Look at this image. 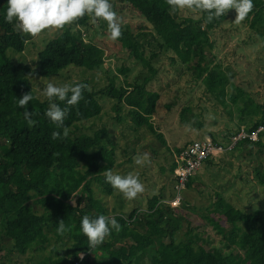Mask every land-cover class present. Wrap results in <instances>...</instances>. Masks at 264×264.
<instances>
[{"label": "trees", "instance_id": "obj_1", "mask_svg": "<svg viewBox=\"0 0 264 264\" xmlns=\"http://www.w3.org/2000/svg\"><path fill=\"white\" fill-rule=\"evenodd\" d=\"M114 6L116 10L137 12L151 24L153 33L150 36L158 50L175 54L196 78L202 79L208 92L230 115L233 111L238 112L239 129L253 133L264 125V104L257 102L248 91L234 84L229 88L214 87L211 66L215 57L211 34L226 21V14L212 22H206L204 13H197L200 15L197 19H178V11L170 14L166 0H115ZM6 9L7 0H0V243L4 244L7 239L6 245H11L20 255H26L45 248L55 232L57 241L66 245L65 251L53 247L54 255L45 257L40 264H264V210L242 211L221 195H218L213 212L231 226L227 235L220 239L225 252L221 249L213 251L208 245L192 239H178L179 225L175 216H179L182 206L161 205L160 196L151 198L146 210L109 215L103 198L96 197L93 187L97 185L107 195L114 193L105 177L98 174L101 163L110 169L116 164L113 144L103 137L107 131L102 129L77 138L68 134L63 138L62 128H57L45 116L49 101L37 96L28 77L31 66L16 65L8 57L9 50L23 54L33 36L16 30L15 21L7 23ZM76 22L78 26L88 25L90 17L86 15ZM261 25L264 26V7L259 8L250 21L253 30ZM103 26L107 33L104 21ZM121 27L122 36L115 42L149 75L133 84L125 81L119 87L115 79H111L105 96L116 103V112L119 113L122 106L127 107L136 127H145L156 134L153 119L158 114L160 95L148 86L157 75L154 63L159 53L151 51L147 57V45L123 24ZM83 36L80 27H66L58 37L50 40L39 54L37 72L40 77L58 76L70 67L89 71L100 67L103 64L100 51L93 45H85ZM76 82L88 84L90 90H84L83 99L70 107L63 122L69 129L96 119L103 112L90 82ZM30 92L34 99L26 109L19 108L17 98ZM53 102L62 109L67 106L58 99ZM25 110L33 112L34 127L30 128L24 120ZM179 120L183 126L189 122H192V128L203 126L190 106L181 110ZM54 131L61 132V138L53 140L51 134ZM263 135L261 133L257 141L240 142L236 150L255 145L264 148L260 140ZM159 138L165 143L162 136ZM183 148L176 149L175 154ZM213 160L207 163L212 164ZM175 167L173 163L172 173ZM80 171H86L90 176L88 186H83ZM256 174L264 186V170L257 167ZM192 179L188 189L193 184ZM101 214L115 217L121 230H112L102 245L89 249L87 237L80 229L81 219L84 215L95 218ZM207 217L213 222L210 214ZM61 219L71 229L63 235L57 232V223ZM152 223L157 227L156 232L152 230ZM146 241L151 243L146 245ZM80 253H83V259H80Z\"/></svg>", "mask_w": 264, "mask_h": 264}, {"label": "rangeland", "instance_id": "obj_2", "mask_svg": "<svg viewBox=\"0 0 264 264\" xmlns=\"http://www.w3.org/2000/svg\"><path fill=\"white\" fill-rule=\"evenodd\" d=\"M114 2L115 0H110L114 11L123 18L124 27L134 32L140 41L147 45V57L151 55V51L159 53V58L154 63L157 75L148 86L149 90L160 95L158 114L153 119L156 134L145 127H136L128 108L122 106V110L116 112V103L105 96L111 79H115L119 87L125 81L131 84L140 82L149 74L134 62L127 50L108 38L102 20L93 24L90 19V23L84 26H78L75 21L71 26L66 25L63 30L46 29L29 40L23 54L13 50L7 52L14 64H27L31 69L35 68L30 81L41 100H47L40 95V91L48 82L56 85L80 80L90 82L92 91L103 106V112L96 119L74 125L69 135L77 138L106 129L107 134L103 137L108 138L115 149L116 164L111 170L120 175L136 173L145 186L142 194L129 201L117 190H114L112 195H107L97 185H93L96 197L103 198L108 213L112 216L120 213L128 215L135 209L146 210L149 200L154 196L163 199L171 194L174 185V173L171 169L176 149H181L195 140H222L239 129L238 112L233 111L230 115L218 104L217 98L208 92L202 79L196 78L190 68L175 54L158 50L150 36L153 33L151 24L137 12L119 8L116 10ZM253 4L252 11L239 23L235 22V10H228L226 21L212 32V52L215 60L211 66V76L214 87L229 88L234 84L248 91L257 102L264 104V26L261 25L255 30L250 28V21L255 12L264 7V0H253ZM185 17L197 19L200 15L188 10H178L176 18ZM66 27H80L84 44L98 48L103 64L92 71L70 67L58 76L44 79L37 72L39 54L46 44L64 32ZM185 106L192 108L195 118L203 125L194 128V132L186 131L185 126L180 123L179 114ZM159 136H162L165 143ZM260 140L264 143V135ZM105 143L108 144L106 140ZM144 152L150 154L151 163L143 167L135 165L133 157ZM257 167L264 170V148L258 145L237 149L214 159L212 164H205L192 179L193 184L187 189L184 204L179 208V216H175L179 225L178 239H192L199 244L208 245L213 251L221 249L225 252L220 239L227 235L231 226L213 212L218 195L242 211L264 210V186L257 178ZM107 169L110 168L101 163L98 174L103 175ZM80 177L83 186L90 184V176L86 171H80ZM35 208L41 211L39 207ZM207 214H210L213 222L208 219ZM151 227L153 231H157L155 224L152 223ZM52 234V241L45 248L26 255L17 253L11 245L5 244L9 241L4 239L5 243H0L3 247L0 250V264H40L45 257L54 255L53 247L65 251L66 245L57 241L55 232ZM150 243L146 241V245Z\"/></svg>", "mask_w": 264, "mask_h": 264}, {"label": "clouds", "instance_id": "obj_3", "mask_svg": "<svg viewBox=\"0 0 264 264\" xmlns=\"http://www.w3.org/2000/svg\"><path fill=\"white\" fill-rule=\"evenodd\" d=\"M166 4L169 6L170 14L178 10L204 13L206 22H212L213 19L224 16L228 10L234 9L236 12L235 22L239 23L254 7L253 0H166ZM86 15L90 17L93 24L99 20L106 22L107 36L110 40L115 41L121 38L123 18L114 11L110 0H7L5 21L10 24L15 21L16 30L35 37L46 29L63 30L66 25L71 26L73 22ZM35 71L33 68L28 77L32 78ZM86 89L90 90L89 85L80 82L62 85L48 82L40 91V95L49 101L45 116L57 128H62L63 138H66L70 131L63 125L64 119L70 107L77 105L83 99V91ZM17 99L18 107L26 109L34 97L30 92L22 94ZM55 99L66 102L67 106L62 109L53 102ZM23 116L30 128L35 126L36 121L32 119L33 112L25 110ZM185 129L189 132L195 131L192 128V122L187 123ZM51 138L53 140L61 138V132H52ZM133 160L135 165L141 167L151 163L150 154L147 152L138 153L133 157ZM103 175L105 182L121 193L126 200H134L145 191V186L136 173L120 175L107 169ZM74 203L72 201L73 206ZM57 224V232L60 235L71 230L63 219L59 220ZM80 229L87 237L89 249H95L104 243L106 237L111 235L112 230L119 232L121 225L112 216L101 214L90 218L88 215H84L80 222ZM78 255L80 259H83V253Z\"/></svg>", "mask_w": 264, "mask_h": 264}, {"label": "built area", "instance_id": "obj_4", "mask_svg": "<svg viewBox=\"0 0 264 264\" xmlns=\"http://www.w3.org/2000/svg\"><path fill=\"white\" fill-rule=\"evenodd\" d=\"M261 133H264V125H260L253 133L241 128L229 134L226 139L206 138L191 142L180 153L175 154L173 189L168 197L160 201V204L174 208L181 207L185 201V193L190 180L209 160L232 153L244 140L257 141Z\"/></svg>", "mask_w": 264, "mask_h": 264}]
</instances>
